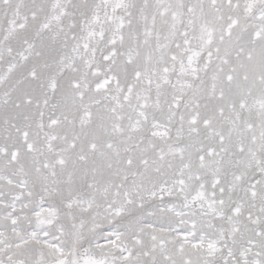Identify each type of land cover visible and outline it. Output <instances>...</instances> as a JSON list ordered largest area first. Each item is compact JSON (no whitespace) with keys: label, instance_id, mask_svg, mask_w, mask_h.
<instances>
[{"label":"snow or ice","instance_id":"6c2138e0","mask_svg":"<svg viewBox=\"0 0 264 264\" xmlns=\"http://www.w3.org/2000/svg\"><path fill=\"white\" fill-rule=\"evenodd\" d=\"M0 264H264V0H0Z\"/></svg>","mask_w":264,"mask_h":264}]
</instances>
